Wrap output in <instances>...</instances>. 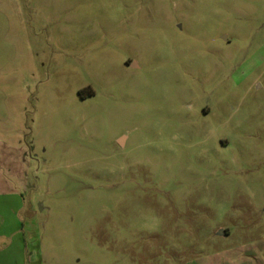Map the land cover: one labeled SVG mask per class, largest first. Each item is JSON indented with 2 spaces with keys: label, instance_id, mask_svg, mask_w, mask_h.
I'll return each mask as SVG.
<instances>
[{
  "label": "rangeland",
  "instance_id": "rangeland-1",
  "mask_svg": "<svg viewBox=\"0 0 264 264\" xmlns=\"http://www.w3.org/2000/svg\"><path fill=\"white\" fill-rule=\"evenodd\" d=\"M0 142V264H264V0H0Z\"/></svg>",
  "mask_w": 264,
  "mask_h": 264
},
{
  "label": "crops",
  "instance_id": "crops-1",
  "mask_svg": "<svg viewBox=\"0 0 264 264\" xmlns=\"http://www.w3.org/2000/svg\"><path fill=\"white\" fill-rule=\"evenodd\" d=\"M27 155L24 147L9 145L6 142H0V191L4 193V189L16 181V185L22 180L25 165L27 164ZM12 188V187H11ZM12 192L17 191L13 187L9 189Z\"/></svg>",
  "mask_w": 264,
  "mask_h": 264
},
{
  "label": "water",
  "instance_id": "water-1",
  "mask_svg": "<svg viewBox=\"0 0 264 264\" xmlns=\"http://www.w3.org/2000/svg\"><path fill=\"white\" fill-rule=\"evenodd\" d=\"M119 141H121V140H119ZM218 233L219 234H223V231L222 230H219Z\"/></svg>",
  "mask_w": 264,
  "mask_h": 264
}]
</instances>
